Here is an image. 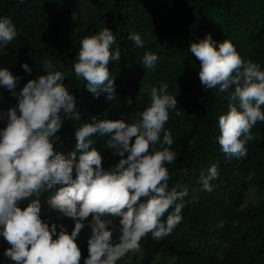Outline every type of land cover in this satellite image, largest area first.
I'll return each mask as SVG.
<instances>
[{"label": "trees", "instance_id": "16d2710c", "mask_svg": "<svg viewBox=\"0 0 264 264\" xmlns=\"http://www.w3.org/2000/svg\"><path fill=\"white\" fill-rule=\"evenodd\" d=\"M0 18H10L17 31L10 44L0 47V68L20 77L15 93L29 79L44 74L45 59L66 74L63 83L77 109L71 119L60 113L63 125L57 133L59 139L54 140L56 151L66 157L75 150L76 129L91 123L92 117L129 123L139 118L150 106L152 87L167 84L168 93L178 101L175 109H169L164 126L171 133V150L177 158L165 166L170 173L169 190L188 188L183 219L160 240L149 233L141 240L140 251L129 252L117 264H264V122L258 121L252 128L246 156L223 153L218 120L228 111L227 97L234 89L226 93L206 89L199 79L200 62L189 51L191 42L210 34L217 42L230 41L243 60L258 63L264 70V0H0ZM104 28L115 37L111 51L121 53L118 61L109 64L115 84L112 100L106 93L94 96L87 90V82L78 80L73 72L81 40ZM133 34L140 35L143 47L129 39ZM146 53L158 56L152 69L143 66ZM24 63L31 74L22 68ZM16 105L13 91L0 86V131L7 126V110ZM92 139L103 158V169H112L121 157L106 146L107 137ZM160 148V144L152 146V150ZM212 165H217L219 175L211 181L213 191L208 192L200 177ZM59 187L42 190L39 197L32 196L21 207L40 199L42 219L49 226L62 224L71 233L75 222L47 205ZM251 190H255L253 199H249ZM172 211L170 208L162 220ZM90 222L91 216L77 238L80 264L88 256ZM118 236L117 229L114 242ZM8 247L0 236V259L5 264H11L3 255ZM158 256L164 262L156 261Z\"/></svg>", "mask_w": 264, "mask_h": 264}, {"label": "clouds", "instance_id": "9594fccd", "mask_svg": "<svg viewBox=\"0 0 264 264\" xmlns=\"http://www.w3.org/2000/svg\"><path fill=\"white\" fill-rule=\"evenodd\" d=\"M16 36L11 19L0 18V47ZM129 39L143 47L140 35ZM114 43L109 28L84 37L73 64L75 77L87 82V90L94 96L106 93L108 100L114 99L115 93L109 64L121 56L119 49L111 51ZM189 51L200 62L199 79L206 89L218 88L220 93L234 89L227 97L228 111L219 116L218 142L229 157L246 156L252 128L258 121L264 122V70L258 63L243 60L230 41L217 42L210 34L191 42ZM157 60V55L146 53L143 66L152 69ZM22 68L31 74L27 63ZM42 68L44 74L29 79L18 94L14 89L20 77L0 68V86L17 96V105L7 110V126L0 131V236L9 245L3 255L11 264H80L77 238L91 216L84 264H117L129 252L140 251V242L149 233L160 240L183 219L188 188L169 190L170 173L165 166L177 158L171 150V133L164 126L169 109H175L178 101L168 93L167 84L152 87L150 106L139 118L129 123L92 117L91 123L76 129L75 150L66 157L56 151L54 140L59 139L57 133L63 125L60 113L69 119L76 113L75 99L63 83L66 74L55 70L51 59H45ZM127 103L131 105L132 99ZM96 135L107 137L106 146L121 157L108 171L102 167L99 150L93 147ZM156 144L161 148L152 150ZM218 175L217 165H212L206 176L201 175L204 190L213 191L211 181ZM56 185L61 187L47 205L75 222L71 233L62 224L49 226L42 219L40 199L21 207L25 200ZM170 208L173 211L163 221ZM117 229L119 236L114 242Z\"/></svg>", "mask_w": 264, "mask_h": 264}, {"label": "rangeland", "instance_id": "374dc122", "mask_svg": "<svg viewBox=\"0 0 264 264\" xmlns=\"http://www.w3.org/2000/svg\"><path fill=\"white\" fill-rule=\"evenodd\" d=\"M254 192H255V190H251L249 199H253L254 198V194H255ZM165 260L167 262H170V261L172 262L173 261L172 258H165ZM156 261H160V262L163 261L164 262V258L162 256H158L156 258ZM0 264H5V262L2 259H0Z\"/></svg>", "mask_w": 264, "mask_h": 264}]
</instances>
